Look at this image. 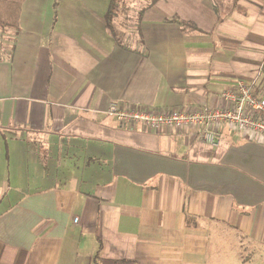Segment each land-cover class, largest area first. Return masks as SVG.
I'll use <instances>...</instances> for the list:
<instances>
[{
	"label": "crops",
	"instance_id": "crops-1",
	"mask_svg": "<svg viewBox=\"0 0 264 264\" xmlns=\"http://www.w3.org/2000/svg\"><path fill=\"white\" fill-rule=\"evenodd\" d=\"M2 36L0 264H264V142L105 112L262 93L264 0H24Z\"/></svg>",
	"mask_w": 264,
	"mask_h": 264
},
{
	"label": "built area",
	"instance_id": "built-area-1",
	"mask_svg": "<svg viewBox=\"0 0 264 264\" xmlns=\"http://www.w3.org/2000/svg\"><path fill=\"white\" fill-rule=\"evenodd\" d=\"M220 100L219 106L202 105L189 110L123 107L111 102L105 112L127 126L194 129L210 145L218 143V127L222 124L264 142V94L256 91L252 81L237 80L233 88L222 92Z\"/></svg>",
	"mask_w": 264,
	"mask_h": 264
},
{
	"label": "trees",
	"instance_id": "trees-1",
	"mask_svg": "<svg viewBox=\"0 0 264 264\" xmlns=\"http://www.w3.org/2000/svg\"><path fill=\"white\" fill-rule=\"evenodd\" d=\"M156 0H151V3ZM24 0H0V26L1 27H11L17 28L20 10ZM113 7H110L106 13V25L110 26V19L112 17ZM181 22V21H180ZM181 24H185L183 21Z\"/></svg>",
	"mask_w": 264,
	"mask_h": 264
},
{
	"label": "rangeland",
	"instance_id": "rangeland-1",
	"mask_svg": "<svg viewBox=\"0 0 264 264\" xmlns=\"http://www.w3.org/2000/svg\"><path fill=\"white\" fill-rule=\"evenodd\" d=\"M11 27H9L10 29ZM6 30H4L3 27L0 26V36H2V34L7 33L8 31V27L5 28ZM0 42L3 43V36L0 39ZM246 81V80H245ZM264 78H262L261 83H263L262 87H260V92H262L264 94ZM244 247L243 249L240 251L239 255L236 256H232L227 258L224 261L219 262V264H254V262H256V258L253 260L252 256L254 255L253 252H258L260 250V248L254 247L252 245V243H249L247 241H244ZM235 246H229V252L232 251V249H234ZM257 248V249H256ZM254 250V251H253ZM239 249H236V253H238ZM222 260L221 258L219 259V261Z\"/></svg>",
	"mask_w": 264,
	"mask_h": 264
}]
</instances>
